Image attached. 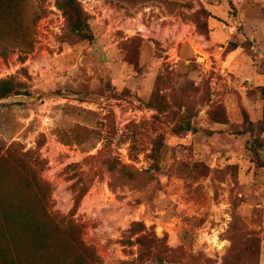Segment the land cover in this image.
I'll return each instance as SVG.
<instances>
[{
  "label": "rangeland",
  "instance_id": "1",
  "mask_svg": "<svg viewBox=\"0 0 264 264\" xmlns=\"http://www.w3.org/2000/svg\"><path fill=\"white\" fill-rule=\"evenodd\" d=\"M79 1L91 16V42L69 41L55 0H21L23 18L9 11L6 29H0V43L8 44L18 29L30 26L34 10L45 11L32 30L34 45L24 63L17 50L0 55V79L19 78L26 83V97L36 98L23 103L0 100V153L10 161L7 180L25 175L21 164L30 165L34 157L23 154L36 152L43 162L38 175L51 187L49 211L69 214L74 205L71 185L79 169L67 166L97 154L112 140L105 152L138 171L137 179L125 181L93 160L82 169L91 174L101 168L102 178H95L73 214L103 264H127L136 258V248L130 251L118 243L134 221L154 227L158 237L166 234L172 248L184 240L183 264H205L206 259L223 264L230 236L236 230L256 231L261 239L259 264H264V150L259 159L249 150L252 138L264 140L259 93L264 85L259 73L264 69V0H136L134 6L132 0ZM199 9L209 24L207 35L192 21ZM133 37L143 39L140 73L125 61ZM168 70L174 81L163 94L170 101L181 87L193 85L183 97L194 114L193 128L179 134L171 132L181 122L177 107L166 114L146 107L157 75ZM251 77L255 85L249 83ZM212 104L225 109L229 124L210 121ZM244 113L255 131L238 137L232 126L241 124ZM154 115L159 118L148 123ZM79 126L93 131L86 135ZM133 133L138 138L129 155ZM160 133L169 151L166 173L157 174L146 170ZM42 135L45 144L37 148ZM10 146L15 148L7 152ZM206 168L208 174L202 176ZM153 175L162 184L154 190L147 186ZM5 195L21 209L17 190ZM53 220L59 222L58 217ZM56 228L51 224V237ZM215 234L224 243L220 249L213 244ZM36 244L30 238L26 250Z\"/></svg>",
  "mask_w": 264,
  "mask_h": 264
},
{
  "label": "trees",
  "instance_id": "2",
  "mask_svg": "<svg viewBox=\"0 0 264 264\" xmlns=\"http://www.w3.org/2000/svg\"><path fill=\"white\" fill-rule=\"evenodd\" d=\"M121 3L129 0H120ZM136 0H132V5L136 4ZM56 6L61 10L65 20V35L69 41L75 43L91 42L94 38L90 25L91 16L83 8L79 0H55ZM168 3V1H164ZM22 2L17 0V4L11 0H0V29H6V23L10 18L9 11L15 10V17L22 19L24 13L21 10ZM16 6V8H15ZM17 10V11H16ZM201 9L192 18L198 31L209 33V24L207 19L202 18L199 14ZM44 10H34L31 17V24L27 28L18 29V36L10 43H0V55L7 57L10 51L17 50L20 52L21 62L24 63L26 56L33 49L34 41L32 39V30L35 29L36 22L44 16ZM186 17V15H184ZM188 19V16L186 17ZM3 25V26H2ZM2 26V27H1ZM31 35V37H30ZM142 38L133 37L127 46V54L125 61L137 73L142 69ZM24 75L28 77L27 71L24 69ZM171 71V70H170ZM165 75L160 72L155 80L154 90L146 107L151 108L157 114L174 113V107L179 109V117L181 122L171 129L173 134H179L182 130H192L191 120L194 116L188 103L183 97L187 96L193 85L180 88V95L174 96V100L170 101L163 90L170 88L174 81V73L170 72ZM261 74H264V69ZM196 90V89H195ZM259 93L263 100L262 118L260 123L264 125V85L259 87ZM26 83L17 77H8L0 79V100L17 96H29ZM81 101H85L81 99ZM22 105V103H18ZM182 107H186L185 111H181ZM208 117L212 123L229 124V119L225 109L221 106L212 104L208 110ZM159 116H152L148 123H155ZM113 122V120H112ZM130 126L139 129L142 124H130ZM85 131V134H91L93 130L79 126ZM234 127L233 134L240 137L247 134H253L255 131L254 123L249 116L244 113V119L241 124ZM111 128L114 130V125ZM137 133V132H136ZM129 136L130 154L137 141V134ZM77 143L80 141L76 140ZM112 140H108L104 148L99 150L97 154L89 156L80 163H72L67 169H79V178L71 185L73 193V208L69 214H52L48 206L50 204L51 187L50 184L43 181L38 175L39 170L43 166V162L37 156L36 152L28 151L23 155L33 156V162L30 165L23 166L25 175H17L11 182L7 180L5 167L10 163L5 155L0 153V264H103V261L94 246L88 244L83 238V229L74 219L73 214L77 210L81 200L89 191L95 178H102V169L94 170L91 174L85 172L82 168L84 165L92 166L93 160H97L101 166L105 167L108 172H117L125 181H135L138 171L122 164L121 161L105 152L109 148ZM45 144V137L37 142V148H41ZM15 148L10 146L7 150ZM249 150L254 159H259L264 150V140L262 138H252L249 143ZM169 149L165 146V134L160 133L155 139V143L151 147L149 157L152 160L147 172H156L157 174L166 173V164ZM15 153V152H14ZM17 157L18 155L12 154ZM209 168L203 172L202 176L208 174ZM73 179V178H72ZM153 180L148 184V188L154 190L161 187L162 184L158 177L150 176L147 181ZM13 190L18 193L20 198L21 209L18 210L10 204L6 198L5 191ZM31 204V205H30ZM55 216V217H54ZM59 218V222L53 219ZM51 224H56L54 236H50ZM241 229L240 227H238ZM236 232L230 236L231 245L223 259V264H259L261 253V239L256 231L244 230L241 233ZM34 237L37 241L35 248L26 250V245L30 238ZM45 237V238H44ZM118 243L124 249L134 251L136 258L127 264H183L184 240L182 245L172 248L168 244V236L158 237L154 227H147L146 224L139 221L131 223L130 227L124 232ZM205 264H213L211 259H206Z\"/></svg>",
  "mask_w": 264,
  "mask_h": 264
},
{
  "label": "water",
  "instance_id": "3",
  "mask_svg": "<svg viewBox=\"0 0 264 264\" xmlns=\"http://www.w3.org/2000/svg\"><path fill=\"white\" fill-rule=\"evenodd\" d=\"M36 98L35 97H26V96H17V97H11L6 99V102H32Z\"/></svg>",
  "mask_w": 264,
  "mask_h": 264
},
{
  "label": "bare ground",
  "instance_id": "4",
  "mask_svg": "<svg viewBox=\"0 0 264 264\" xmlns=\"http://www.w3.org/2000/svg\"><path fill=\"white\" fill-rule=\"evenodd\" d=\"M213 244L220 249V248H222V245L224 243L220 242L218 237L215 234L214 237H213Z\"/></svg>",
  "mask_w": 264,
  "mask_h": 264
},
{
  "label": "crops",
  "instance_id": "5",
  "mask_svg": "<svg viewBox=\"0 0 264 264\" xmlns=\"http://www.w3.org/2000/svg\"><path fill=\"white\" fill-rule=\"evenodd\" d=\"M257 72H258V71H257ZM259 73H260V72H259ZM262 75H264V74H262ZM249 83H251V84L253 83V84L255 85L253 77L250 78ZM259 87H261V86H259Z\"/></svg>",
  "mask_w": 264,
  "mask_h": 264
}]
</instances>
